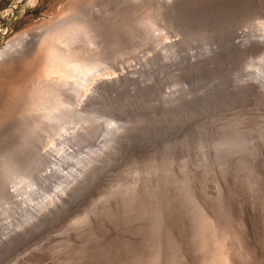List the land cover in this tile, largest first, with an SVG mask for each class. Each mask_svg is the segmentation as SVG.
<instances>
[{
    "label": "rangeland",
    "instance_id": "obj_1",
    "mask_svg": "<svg viewBox=\"0 0 264 264\" xmlns=\"http://www.w3.org/2000/svg\"><path fill=\"white\" fill-rule=\"evenodd\" d=\"M180 7L160 15L150 0H0V49L34 29L49 37L75 19L82 28L60 47L86 68L81 84L66 76L61 86L56 69L44 78L61 81L64 99L78 88L76 110L69 105L48 122L29 110L34 97L6 82L14 58L0 65V264H211L213 234L226 228V246L240 260L242 242L234 240L242 232H234L244 219L251 240L264 243V93L245 84L259 86L264 76V0ZM244 33L258 43L236 46ZM174 39L176 49L165 50ZM39 66L29 78L43 73ZM119 73L130 77L98 88L95 108L77 110L96 80ZM100 146L99 168L66 186L64 173L80 170ZM62 186L68 198L58 209L29 218L32 205ZM19 224L23 231L5 243Z\"/></svg>",
    "mask_w": 264,
    "mask_h": 264
},
{
    "label": "bare ground",
    "instance_id": "obj_2",
    "mask_svg": "<svg viewBox=\"0 0 264 264\" xmlns=\"http://www.w3.org/2000/svg\"><path fill=\"white\" fill-rule=\"evenodd\" d=\"M152 2V4L156 7L157 11L159 12V14H170V13H173L175 12L177 9L181 8L180 6L187 0H150ZM78 3V2H77ZM83 4V3H82ZM105 7V6H104ZM76 8V7H75ZM95 8V7H93ZM74 9V8H72ZM88 12V11H87ZM96 12V11H95ZM90 13V12H89ZM94 13V11H93ZM97 13V12H96ZM73 14V13H72ZM78 15V13H77ZM83 15V14H81ZM159 15V16H160ZM109 17V16H108ZM162 17V16H161ZM164 17V16H163ZM150 21V20H149ZM57 23V22H56ZM81 22H79L78 20L75 21V19H72V20H68L67 22H61V23H57L56 26H55V32H50V29L48 30L49 31V37H48V34L45 30H40V29H34V30H31V31H27L25 33H23L18 39H16L15 41L11 42L10 44H8L5 48L3 49H0V65L4 63H6V61L8 62L9 59H12L14 58V60L11 61V63L9 64V66H5V80L6 82L10 79H13L15 80V84H17V87L16 88V93L18 95V93L21 91L20 95L21 98L24 97V99L28 100L29 101V98L30 97H34V101L32 106L30 107L29 106V110H41V112H39L40 114V117H45V120L47 119L48 122L50 121H53V120H57L58 118H60L64 113L62 112L63 110L65 111L66 108H68V106L70 105L72 108L71 109H75L74 108V104L72 105L73 102V99H74V95L77 96V93H78V88H74L72 85L70 86V89L72 91H74L73 93V96L71 97H67L66 99H64V97L60 96L62 94H60L59 92L61 91V87L59 86V83L61 81H64L61 84V86H64V83L66 80H64L63 78H65L66 76L69 77V79H67L68 81L73 78H77V84H81L82 83V80H85L86 77V68L84 66V63L82 60L80 59H74V58H67L65 59V56H64V51H63V48L62 47V43L66 40L65 37H67V35H69L70 33L72 34L73 36V33L76 34L77 31L80 30V28H82V23L80 24ZM149 25V24H148ZM44 29V28H43ZM152 29V28H151ZM52 31V30H51ZM54 31V30H53ZM151 32V31H150ZM51 33V34H50ZM51 35V36H50ZM149 36V34L147 35ZM75 37V36H73ZM263 37V36H262ZM155 38V37H154ZM158 38V37H157ZM156 38V39H157ZM65 39V40H64ZM155 39V40H156ZM258 39V38H257ZM255 39L254 37H252L250 34H242V35H237L235 36L234 38V44L236 46H240L242 45V47H245V45H251V44H254L255 42L258 43V40ZM260 40V39H259ZM169 41V42H168ZM167 43H163L164 46L163 48L167 51H171V49L175 48L176 46L179 45V39H174V40H168ZM263 42V39L261 40ZM260 43V42H259ZM38 44L40 49V52L42 51L41 49L44 48L45 49V52H44V56L43 58L41 59L42 61H39L37 59V52L35 54V51H33L32 49H35L34 48V45ZM61 45V47H60ZM247 46V47H248ZM33 47V48H32ZM36 47V46H35ZM162 47V45H161ZM32 48V49H31ZM38 48V47H36ZM178 48V47H177ZM43 49V51H44ZM176 49V48H175ZM174 49V50H175ZM30 51V52H29ZM25 52H28L27 55L24 54ZM42 53V52H41ZM171 53V52H169ZM69 53H67L68 55ZM75 54V53H74ZM24 55L25 57H23L21 59L20 56ZM41 55V54H40ZM66 55V54H65ZM66 55V56H67ZM40 57V56H39ZM42 57V55H41ZM20 58V59H17ZM36 59L41 62L39 64H41L40 66L36 64V62L38 63V61H36ZM43 67V73L42 74H36L37 76L35 78H29L28 76L33 73V71L35 72V69H37V67ZM2 67V66H1ZM36 67V68H35ZM96 68V67H95ZM2 69V68H1ZM42 69V68H41ZM54 69H56L57 73L60 75L61 78V81L59 82H56V84H54V82H44V78H46V76L48 75V73L50 74L51 71H53ZM33 70V71H32ZM95 70V69H94ZM1 72V71H0ZM31 72V73H30ZM30 73V74H29ZM120 75L119 76H115L114 78L115 79H112V78H109V79H101L100 80H96L95 82V88L92 89V93L90 95H88L87 97H84L82 99V106L77 109L78 111H81L83 110L84 106L86 105V107L88 106H93V108H95V102L93 101L94 98H95V95L98 93L97 90L98 88H102L105 86H112V85H117L118 81L120 80H123V79H128L130 76L123 73H119ZM8 78V80H7ZM260 78L262 79V84L261 85H254L253 83H251V81H246L247 84L246 85V88H248L250 91H255L257 90L258 92L261 91L262 93H264V76H260ZM66 79V78H65ZM112 79V80H110ZM11 80V81H13ZM46 81V80H45ZM9 82V81H8ZM7 82V83H8ZM17 82V83H16ZM67 82V81H66ZM76 82V81H75ZM84 82V81H83ZM12 83V82H11ZM11 83L8 85H11ZM14 83V82H13ZM58 83V84H57ZM72 82H70L71 84ZM14 84V85H15ZM67 84L69 85V82H67ZM65 83V85H67ZM7 85V86H8ZM16 86V85H15ZM80 86V85H79ZM2 87V86H1ZM14 87V86H13ZM3 88V87H2ZM80 88V87H79ZM103 88V89H104ZM4 89V88H3ZM18 89V90H17ZM25 89V92L23 90ZM63 90V89H62ZM101 90V89H100ZM14 91V90H13ZM18 91V92H17ZM27 93V96L28 99L25 97V96H22L23 93ZM24 94V95H25ZM49 94H51L52 96V100L50 102H45L44 99L46 100V95L47 97L49 98ZM15 95V96H17ZM49 95V96H48ZM50 96V97H51ZM62 97V100L60 99V97ZM69 96V95H68ZM98 96V95H97ZM19 98V97H18ZM50 99V98H49ZM64 99V100H63ZM97 99V97H96ZM6 100V99H5ZM15 100V99H14ZM13 100V101H14ZM23 100V99H22ZM31 100V99H30ZM48 100V99H47ZM7 101V100H6ZM18 102V100H16ZM14 101V102H16ZM49 101V100H48ZM96 101V100H95ZM11 102V101H10ZM93 102L95 104H93ZM26 103V102H25ZM31 103V101H30ZM29 103V104H30ZM50 103V105H46ZM27 104V103H26ZM98 104V103H97ZM28 105V104H27ZM15 106V105H14ZM23 107V106H22ZM28 107V106H27ZM28 110V111H29ZM76 110V109H75ZM87 110V108H86ZM20 111V110H19ZM23 111H26L23 107ZM26 111V112H28ZM17 112V111H16ZM71 113H73L74 111H70ZM69 112V113H70ZM21 112H19L20 114ZM24 113V112H22ZM17 115V114H16ZM39 117V118H40ZM13 118V117H12ZM44 119V118H41V120ZM40 120V119H39ZM40 120V122H41ZM38 122V121H37ZM40 124V123H38ZM38 126V125H37ZM84 127V126H83ZM89 127V124L87 125L86 123V136L89 135V131L91 130ZM85 128V127H84ZM66 131V130H65ZM76 130V132H73V135H76L78 134V131ZM68 133V131H67ZM76 133V134H75ZM64 134V133H63ZM66 135V134H64ZM72 135V136H73ZM62 136V135H61ZM64 137V136H63ZM67 137V136H66ZM90 137V136H89ZM88 137V138H89ZM119 140L122 138L123 139V136L121 137L118 136ZM62 138V137H61ZM87 138V137H86ZM67 139V138H66ZM90 140V139H88ZM104 146V145H103ZM103 146H100L98 149L94 150L95 151V154H86V158H83L81 160V163H82V166L85 167V168H80V170L78 169H71V170H67L66 173H64L65 175V179H66V186H74L75 187V183L76 182H80L81 183V180H82V177L84 176L83 174L86 173V176L89 172V170L93 167L96 168H99V161L100 160V156L101 154H103L102 150H105ZM66 149V148H65ZM38 155V158L39 156L41 157L40 154H37ZM51 155V154H50ZM43 158L44 156H47V155H42ZM48 157H49V154H48ZM56 158V156H55ZM102 158V156H101ZM50 159V158H49ZM53 158L51 157V161H49V164L50 162L52 163H55L56 161L52 160ZM103 162V161H102ZM52 163V164H53ZM57 164V163H55ZM52 168V167H51ZM85 171V172H84ZM83 172V173H82ZM91 174V173H90ZM93 175V174H92ZM91 175V176H92ZM41 177V175H39V178ZM42 178V177H41ZM87 178V177H86ZM65 181V180H64ZM73 187V188H74ZM256 187V186H255ZM72 188V189H73ZM191 189V188H190ZM192 190V189H191ZM11 192V191H10ZM68 193L67 189L65 188V186H62L61 188H59L58 190H55L52 194H50L48 196V199H44L43 201H41L40 203H37L35 205H32V211L29 212V218H32V220H35L37 222L38 219H40L41 217L43 216H46V215H49V212L54 210L55 207H57V205H59L60 201L62 200H66L68 197V195L66 194ZM67 195V196H66ZM71 196V195H70ZM69 196V197H70ZM253 196V195H252ZM67 197V198H66ZM197 200V199H196ZM64 201H62L61 204H63ZM163 203V202H162ZM169 203V202H168ZM215 204V203H214ZM63 206V205H62ZM160 207V206H159ZM199 207V206H198ZM34 209V210H33ZM55 209H58L55 208ZM60 209V208H59ZM202 210H205V209H202ZM201 210V211H202ZM200 213V211H199ZM52 214V213H50ZM163 214V213H162ZM158 216V215H157ZM207 216V215H206ZM47 217V216H46ZM209 216L206 217L207 221L209 220L208 219ZM211 217V216H210ZM209 217V218H210ZM233 217V216H232ZM200 218V216H199ZM204 218V217H203ZM230 218V217H229ZM246 218V217H245ZM44 219V218H43ZM202 219V218H201ZM213 219V218H212ZM212 219L210 218V223L213 224V221L212 222ZM243 220V219H242ZM241 220V221H242ZM248 220V219H247ZM252 220V219H251ZM203 221V220H202ZM227 221V220H225ZM245 221V219H244ZM241 225L242 226V231H239V232H234V234L237 235V233H241L240 235H242V240L240 241V238H239V234L237 235V238L236 235L234 236L233 235H230L231 237H233V239L235 238V242L239 241L242 242V247H241V251H242V255L239 254L238 256L242 257L239 258L236 256L238 252L236 250H234V252H231L233 250H230V248L228 249L226 246V243H227V239L229 238V235L228 234V231L226 232L225 230V233L223 235H219L221 236L220 238L219 237H216L218 234L216 232H214L213 236L215 238V243H216V249L213 251L212 250V254L214 253L213 255V258L211 259V264H264V243H261L258 242L257 240H251L252 238H250L252 235L248 232L250 231V229L248 230L249 228V225H247V223H244ZM31 222L28 221V223ZM163 222V221H162ZM219 223V221H217ZM215 222V223H217ZM209 223V224H210ZM253 223V222H252ZM208 224V223H207ZM237 224V223H236ZM25 224H19V228L18 227H12V228H8L7 232L4 234L6 237L4 240L5 243L8 242V240L12 239L14 236L20 234L22 231L21 229L24 227ZM156 225V223H155ZM178 225V224H177ZM211 227V230L212 231H215L216 229V224H214L213 226H216L215 228L210 224L209 225ZM223 226V225H222ZM27 227V226H26ZM208 227V226H207ZM213 228V229H212ZM252 229H253V226H252ZM201 230V229H200ZM217 230H218V227H217ZM223 230V229H221ZM239 230V229H238ZM210 231V229H209ZM211 231V232H212ZM229 231H230V228H229ZM254 231V230H253ZM210 232V233H211ZM200 233V232H199ZM213 233V232H212ZM219 233V232H218ZM250 235H249V234ZM256 233V231H255ZM209 234V233H208ZM216 234V236H215ZM222 234V233H221ZM158 235V234H157ZM209 236H212V235H209ZM241 237V236H240ZM213 237H211V241H213L212 239ZM209 239V237H208ZM230 239V238H229ZM238 239V240H237ZM256 239V238H255ZM260 240V239H259ZM208 241V240H207ZM232 241V240H231ZM205 242V240H204ZM214 242V241H213ZM238 243V244H239ZM236 244V243H235ZM237 244V245H238ZM205 245V244H203ZM233 245V244H232ZM208 246V245H207ZM214 246V245H213ZM232 247V246H231ZM234 247V246H233ZM240 248V246H239ZM177 249V248H176ZM214 249V248H213ZM203 251V250H202ZM209 251V250H208ZM235 253V254H234ZM159 254V253H158ZM205 254V253H204ZM202 255V254H201ZM206 255V254H205ZM158 256V255H157ZM203 258V257H202ZM156 259V258H155ZM185 259V258H184ZM203 260V259H202ZM205 260H207L205 258ZM210 260V259H209ZM153 261V260H152ZM242 262V263H241ZM158 263V262H157ZM207 263V262H206ZM209 263V261H208Z\"/></svg>",
    "mask_w": 264,
    "mask_h": 264
},
{
    "label": "crops",
    "instance_id": "obj_3",
    "mask_svg": "<svg viewBox=\"0 0 264 264\" xmlns=\"http://www.w3.org/2000/svg\"><path fill=\"white\" fill-rule=\"evenodd\" d=\"M10 5V4H9Z\"/></svg>",
    "mask_w": 264,
    "mask_h": 264
}]
</instances>
